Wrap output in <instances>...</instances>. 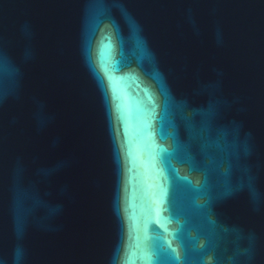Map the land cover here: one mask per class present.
Returning a JSON list of instances; mask_svg holds the SVG:
<instances>
[{
    "label": "water",
    "instance_id": "1",
    "mask_svg": "<svg viewBox=\"0 0 264 264\" xmlns=\"http://www.w3.org/2000/svg\"><path fill=\"white\" fill-rule=\"evenodd\" d=\"M0 264H264V0H0Z\"/></svg>",
    "mask_w": 264,
    "mask_h": 264
}]
</instances>
